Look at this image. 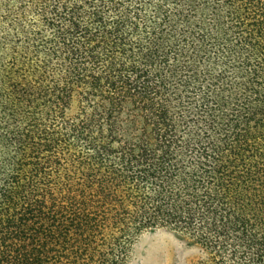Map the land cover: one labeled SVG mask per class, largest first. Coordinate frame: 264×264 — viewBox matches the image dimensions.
<instances>
[{
    "label": "trees",
    "instance_id": "obj_1",
    "mask_svg": "<svg viewBox=\"0 0 264 264\" xmlns=\"http://www.w3.org/2000/svg\"><path fill=\"white\" fill-rule=\"evenodd\" d=\"M160 229L264 264V0H0V264Z\"/></svg>",
    "mask_w": 264,
    "mask_h": 264
},
{
    "label": "rangeland",
    "instance_id": "obj_2",
    "mask_svg": "<svg viewBox=\"0 0 264 264\" xmlns=\"http://www.w3.org/2000/svg\"><path fill=\"white\" fill-rule=\"evenodd\" d=\"M200 250L190 239L160 229L144 234L128 264H199Z\"/></svg>",
    "mask_w": 264,
    "mask_h": 264
}]
</instances>
